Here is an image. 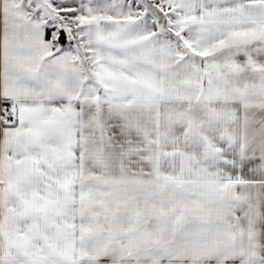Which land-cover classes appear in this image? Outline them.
Returning <instances> with one entry per match:
<instances>
[{"label":"snow or ice","instance_id":"snow-or-ice-1","mask_svg":"<svg viewBox=\"0 0 264 264\" xmlns=\"http://www.w3.org/2000/svg\"><path fill=\"white\" fill-rule=\"evenodd\" d=\"M0 264H264V0H0Z\"/></svg>","mask_w":264,"mask_h":264}]
</instances>
